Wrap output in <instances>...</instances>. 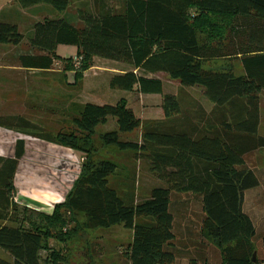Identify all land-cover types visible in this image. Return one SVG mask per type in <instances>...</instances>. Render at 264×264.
<instances>
[{"label":"trees","instance_id":"16d2710c","mask_svg":"<svg viewBox=\"0 0 264 264\" xmlns=\"http://www.w3.org/2000/svg\"><path fill=\"white\" fill-rule=\"evenodd\" d=\"M17 1L25 8L50 4L60 12L70 4V0ZM79 18L83 28L65 18L36 23L30 46L46 54H22L21 65L51 70L58 59V46L74 45L78 47L81 69L87 70L89 61L95 58L110 63L106 68L112 70L106 74L111 88L136 92L137 96L163 95L167 118L182 114L183 108L176 93L156 76L160 72L184 86H203L208 99L221 110L222 120L211 131L183 124L152 125L144 127L142 141H122L121 133L143 126L126 96L114 104H84L74 118L81 135H40L81 151L86 158L73 189L53 213L28 209L36 215L29 218L31 228L13 224L18 216L15 176L25 154V140H18L15 157L0 156V248L11 257L0 256V264H42L44 238L64 224L63 209L84 214L86 229L118 224L132 229L133 241L126 251L131 264H186L178 261L181 251L175 244L172 203L174 194L179 193L200 198L203 232L219 246L226 264H258L253 260L257 228L245 212L244 203L246 193L262 184L247 157L264 148V135L260 133L264 0H126L123 10L94 13L80 9ZM199 29L212 34L221 29L228 36L207 42L202 40ZM24 39L17 24L0 20V44L17 46ZM236 59L242 64L241 75L232 65L224 70L205 66L216 60ZM63 61L72 63L70 69H74L73 59ZM75 77L78 80L80 75L76 73ZM110 117L117 118L118 128L103 134V143L140 150L152 171L168 185L153 189L150 198L134 205H127L109 185L117 165L92 158L96 127L106 124ZM21 121L23 126H35ZM261 244L264 249V236ZM188 264H200V260L192 259Z\"/></svg>","mask_w":264,"mask_h":264},{"label":"rangeland","instance_id":"374dc122","mask_svg":"<svg viewBox=\"0 0 264 264\" xmlns=\"http://www.w3.org/2000/svg\"><path fill=\"white\" fill-rule=\"evenodd\" d=\"M78 11L75 12L72 7L69 13H77L78 16ZM80 22L74 21L71 24L83 28ZM216 32L212 34L207 30L199 29L202 40L207 42H218L228 36V33L221 29ZM22 47V52L15 57L18 64H21L22 54H46L30 46V34L26 35ZM57 55L58 59L48 71L4 72L7 80L4 84L6 87H0L1 124L16 128L22 133L42 131L56 135L60 132L65 134L75 132L81 135L82 132L76 130L74 118L79 116L84 104L88 102L114 104L122 96H126L129 105L143 120V126L139 129L121 133L122 141H142L144 127L152 125L183 124L197 126L201 131H211L216 130L222 120L221 110H217L208 99L206 90L201 85L184 86L179 80L172 79L164 72L157 73L156 76L169 85L168 89L176 93L183 108L182 114L167 118L162 106L163 95L137 96L136 92L123 93L119 89L111 88L106 74L108 70H112L106 68L110 65L109 62L95 58L89 61V68L83 70L82 63L79 62L80 58L77 57L78 47L74 45H59L55 56ZM66 59L74 60L73 70L70 69L72 63L63 61ZM231 65L239 75L242 74L240 59L216 60L206 63L205 66L209 69L224 70ZM76 73L80 75L78 80L75 77ZM260 105V133L264 135V89L261 93ZM227 115L228 119H231V114ZM21 119L35 126H23ZM117 128L115 117H110L106 124L96 127L92 145V150L95 152L92 158L96 162L110 160L117 165L116 172L109 178V185L117 190L127 205H134L150 198L153 189L166 188L168 185L152 171L150 162L140 155V150L123 149L116 144L103 143V134ZM247 160L248 164L256 169L262 182L260 187L246 193L244 210L251 216L257 228L254 262L264 264V249L261 244L264 236V148L250 154ZM14 201L18 206V216L13 224L33 227L29 218H36V215L28 211L31 207L23 205L16 199ZM172 210L176 217L175 244L181 251L178 261L188 264L192 259H199L200 264H204L203 260L207 261L205 264H226L219 246L208 240L203 232L204 213L200 198L194 194H174ZM62 215L64 224L58 230L50 231L49 236L44 238L40 254L42 264H131L126 251L133 241L132 229L122 224L110 228L86 229L83 227L84 214H72L63 209ZM0 256L5 259L11 258L2 248H0Z\"/></svg>","mask_w":264,"mask_h":264},{"label":"crops","instance_id":"0c3cea01","mask_svg":"<svg viewBox=\"0 0 264 264\" xmlns=\"http://www.w3.org/2000/svg\"><path fill=\"white\" fill-rule=\"evenodd\" d=\"M125 2L126 0H70L68 8L60 12L50 4L25 8L17 0H0V20L17 24L26 38L27 34H32L36 23L47 19L65 18L70 23H79V14L77 16V13H69L72 7L75 12L80 9H89L94 13L118 11L125 8ZM22 48V43L17 46L0 44V87H6L4 84L7 76L4 72L48 71L27 68L16 63L15 57L22 52ZM43 134L52 133H22L0 123V156L15 157L18 140H25V154L15 176L14 199H18L25 206L30 205L33 209L51 214L55 206L64 202L73 189L86 156L81 151L42 138L40 135Z\"/></svg>","mask_w":264,"mask_h":264},{"label":"water","instance_id":"95a60500","mask_svg":"<svg viewBox=\"0 0 264 264\" xmlns=\"http://www.w3.org/2000/svg\"><path fill=\"white\" fill-rule=\"evenodd\" d=\"M255 256H256V254H254V261H255Z\"/></svg>","mask_w":264,"mask_h":264},{"label":"built area","instance_id":"2783aa9c","mask_svg":"<svg viewBox=\"0 0 264 264\" xmlns=\"http://www.w3.org/2000/svg\"><path fill=\"white\" fill-rule=\"evenodd\" d=\"M17 201H18V199H16ZM28 206H30V205H28Z\"/></svg>","mask_w":264,"mask_h":264}]
</instances>
